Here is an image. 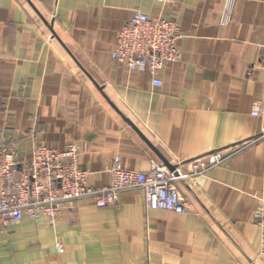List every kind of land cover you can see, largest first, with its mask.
<instances>
[{
	"label": "crops",
	"instance_id": "obj_1",
	"mask_svg": "<svg viewBox=\"0 0 264 264\" xmlns=\"http://www.w3.org/2000/svg\"><path fill=\"white\" fill-rule=\"evenodd\" d=\"M224 5L0 0V139L17 142L21 156L35 140L77 145L87 184L101 187L116 158L148 171L250 142L223 165L175 181L184 212L147 208L133 189L104 207L80 199L54 225L24 217L0 226V264H264L255 225L264 198V0H235L225 23ZM134 11L179 24L180 59L156 76L111 57Z\"/></svg>",
	"mask_w": 264,
	"mask_h": 264
},
{
	"label": "built area",
	"instance_id": "obj_2",
	"mask_svg": "<svg viewBox=\"0 0 264 264\" xmlns=\"http://www.w3.org/2000/svg\"><path fill=\"white\" fill-rule=\"evenodd\" d=\"M234 1L225 0L222 22L229 19ZM181 36L177 22L134 11L118 30L111 57L130 70L147 71L156 76L160 69L180 59L176 43ZM153 83L161 84L156 77ZM261 112L262 106L256 105L251 113L258 116ZM249 143L245 140L223 150L177 162L172 164L173 170L156 164L148 171L127 170L116 158L106 170L109 184L94 187L87 184L88 173L79 166L77 145L58 150L34 141L29 156H21L17 142L1 138L0 226L24 217L46 220L54 225L57 215L80 199L92 198L97 206L104 207L115 204L120 192L133 189L142 191L147 208L184 212L189 208L175 181L193 179L223 165ZM255 225L260 234V254L264 256V198L255 212ZM56 250L62 251L61 244H56Z\"/></svg>",
	"mask_w": 264,
	"mask_h": 264
},
{
	"label": "water",
	"instance_id": "obj_3",
	"mask_svg": "<svg viewBox=\"0 0 264 264\" xmlns=\"http://www.w3.org/2000/svg\"><path fill=\"white\" fill-rule=\"evenodd\" d=\"M165 163V165L170 169V170H173L174 169V167H173V165L172 164H169L168 162H164Z\"/></svg>",
	"mask_w": 264,
	"mask_h": 264
},
{
	"label": "rangeland",
	"instance_id": "obj_4",
	"mask_svg": "<svg viewBox=\"0 0 264 264\" xmlns=\"http://www.w3.org/2000/svg\"><path fill=\"white\" fill-rule=\"evenodd\" d=\"M36 141V140H35Z\"/></svg>",
	"mask_w": 264,
	"mask_h": 264
}]
</instances>
